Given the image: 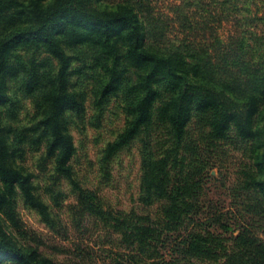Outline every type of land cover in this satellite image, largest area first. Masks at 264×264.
I'll return each instance as SVG.
<instances>
[{
	"label": "trees",
	"instance_id": "1",
	"mask_svg": "<svg viewBox=\"0 0 264 264\" xmlns=\"http://www.w3.org/2000/svg\"><path fill=\"white\" fill-rule=\"evenodd\" d=\"M140 1L0 0V264H264L263 55L214 58L189 35L164 39L166 29L143 15ZM80 45L96 49L111 72L99 85L97 104L122 94L127 113L104 160L145 132L139 200L155 211L111 207L75 176L71 115L85 112L86 93L71 83L70 50ZM26 48L33 53L24 58L19 50ZM38 49L49 56L37 57ZM130 67L133 77L122 78ZM18 93L31 99V123L9 122L18 115ZM235 136L251 147L242 148L248 160L238 187L261 219L238 218L206 198L210 169L224 151L218 147ZM31 151L40 152L39 165L52 164L55 184L69 179L79 221L91 216L116 244L100 247L102 254L88 262H64L20 241L19 200L54 222L35 172L25 165Z\"/></svg>",
	"mask_w": 264,
	"mask_h": 264
},
{
	"label": "rangeland",
	"instance_id": "2",
	"mask_svg": "<svg viewBox=\"0 0 264 264\" xmlns=\"http://www.w3.org/2000/svg\"><path fill=\"white\" fill-rule=\"evenodd\" d=\"M117 0H95L98 6H104ZM143 15L154 18L159 28H165L162 38L178 39L189 35L193 40L202 41L214 58L224 56L231 60L239 52L250 55L257 52L264 58V0H141ZM188 24V30L185 29ZM25 58L33 53L26 48L19 50ZM73 55V88L85 92V112L71 115L70 130L73 134L77 151L73 158L75 176L87 188L99 193L107 205L116 209L139 212L155 211V207L145 206L139 200L141 178V152L145 132L137 136L130 144L119 150L108 162H105V148L125 124L127 113L124 109L123 95H113L109 101L97 104L99 85L108 79L104 59L98 58L96 49L87 45L71 48ZM37 57H48L44 49L35 52ZM111 63V62H109ZM124 65H122L121 70ZM237 69L236 64L231 65ZM124 73L122 78L133 77L134 68ZM123 79V80H124ZM14 84V83H13ZM12 84V86H13ZM14 91V87L12 88ZM16 105L17 117L12 124L31 123L34 114L29 97L18 93ZM9 107V104L4 105ZM190 137H196L198 127L195 120L189 124ZM246 143L236 136L220 144L218 164L210 169L214 178L208 183L206 198L219 207L237 214L238 218L262 216L247 208L248 193L238 187L241 169L248 155L242 148ZM40 152L31 151L25 165L35 172L39 190L50 203L54 222L45 221L34 208L19 200L18 211L22 233H16L22 243L38 246L40 251L56 261L81 262L90 256L102 254L100 247L110 248L114 236L100 227L91 216H81L76 212V193L69 179L61 178L54 183L52 164L39 165ZM60 191L58 201L52 195ZM261 222V221H260ZM263 228V227H262ZM259 228V230H263Z\"/></svg>",
	"mask_w": 264,
	"mask_h": 264
}]
</instances>
